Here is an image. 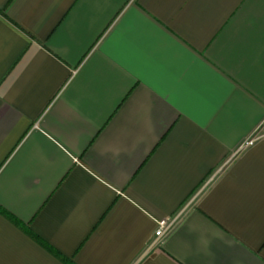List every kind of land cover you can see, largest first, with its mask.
I'll return each mask as SVG.
<instances>
[{
    "label": "crops",
    "instance_id": "1",
    "mask_svg": "<svg viewBox=\"0 0 264 264\" xmlns=\"http://www.w3.org/2000/svg\"><path fill=\"white\" fill-rule=\"evenodd\" d=\"M263 130L264 0H0V264H264Z\"/></svg>",
    "mask_w": 264,
    "mask_h": 264
},
{
    "label": "trees",
    "instance_id": "2",
    "mask_svg": "<svg viewBox=\"0 0 264 264\" xmlns=\"http://www.w3.org/2000/svg\"><path fill=\"white\" fill-rule=\"evenodd\" d=\"M15 225L23 229L30 237H32L34 240H36L38 243H40L42 246H44L48 251H50L54 256H56L58 259H60L65 264H73L70 260L62 257L58 252L53 250L51 247L46 245L43 241H41L37 236H35L31 231H29L23 224H21L19 221H17L14 217L10 215H6Z\"/></svg>",
    "mask_w": 264,
    "mask_h": 264
},
{
    "label": "built area",
    "instance_id": "3",
    "mask_svg": "<svg viewBox=\"0 0 264 264\" xmlns=\"http://www.w3.org/2000/svg\"><path fill=\"white\" fill-rule=\"evenodd\" d=\"M258 135H259V130L252 137H250L249 139H247L245 141V143L243 144V146H246V145L251 144L254 141V139H256L258 137ZM167 228H168L167 225L160 224L159 227L156 229V231L154 233L155 237L162 236L165 233V231L167 230Z\"/></svg>",
    "mask_w": 264,
    "mask_h": 264
},
{
    "label": "rangeland",
    "instance_id": "4",
    "mask_svg": "<svg viewBox=\"0 0 264 264\" xmlns=\"http://www.w3.org/2000/svg\"><path fill=\"white\" fill-rule=\"evenodd\" d=\"M263 132H264V130H263Z\"/></svg>",
    "mask_w": 264,
    "mask_h": 264
}]
</instances>
